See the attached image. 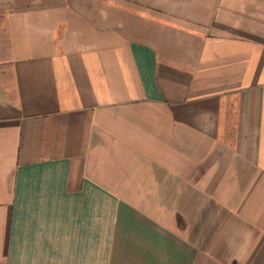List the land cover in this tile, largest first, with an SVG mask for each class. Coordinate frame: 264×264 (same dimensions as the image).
<instances>
[{"label":"crops","instance_id":"obj_1","mask_svg":"<svg viewBox=\"0 0 264 264\" xmlns=\"http://www.w3.org/2000/svg\"><path fill=\"white\" fill-rule=\"evenodd\" d=\"M0 264H264V0H0Z\"/></svg>","mask_w":264,"mask_h":264}]
</instances>
